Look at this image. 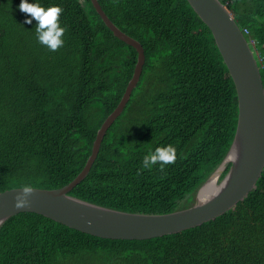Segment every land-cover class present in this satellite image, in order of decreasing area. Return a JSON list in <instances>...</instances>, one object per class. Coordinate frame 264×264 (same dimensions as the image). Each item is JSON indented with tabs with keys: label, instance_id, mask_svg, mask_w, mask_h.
Returning <instances> with one entry per match:
<instances>
[{
	"label": "trees",
	"instance_id": "1",
	"mask_svg": "<svg viewBox=\"0 0 264 264\" xmlns=\"http://www.w3.org/2000/svg\"><path fill=\"white\" fill-rule=\"evenodd\" d=\"M143 48L140 79L106 132L87 176L69 195L122 212L162 215L190 207L234 137L237 95L212 33L186 0H97ZM256 58L264 88V0H220ZM31 2V0H30ZM59 5L64 45L39 43L20 0H0V193L69 184L120 102L136 50L114 37L90 0ZM172 144L163 171L142 159ZM228 169L221 175H226ZM0 264H264V168L256 188L225 214L176 234L107 240L33 213L0 227Z\"/></svg>",
	"mask_w": 264,
	"mask_h": 264
},
{
	"label": "water",
	"instance_id": "2",
	"mask_svg": "<svg viewBox=\"0 0 264 264\" xmlns=\"http://www.w3.org/2000/svg\"><path fill=\"white\" fill-rule=\"evenodd\" d=\"M186 1L211 31L233 80L238 105L232 143L222 162L197 190L194 203L171 213L147 215L104 208L69 195L89 173L106 132L124 110L137 85L145 61L140 43L121 32L108 19L97 0H90L113 36L136 50L138 55L133 75L117 107L98 129L90 156L76 178L55 190L32 188L28 195L29 203L24 207H16L14 199L22 188L0 193V227L12 216L33 213L97 238L143 241L176 234L214 220L242 202L256 188L264 168V88L256 58L220 0ZM211 182L216 184L215 191L200 198V190Z\"/></svg>",
	"mask_w": 264,
	"mask_h": 264
},
{
	"label": "clouds",
	"instance_id": "3",
	"mask_svg": "<svg viewBox=\"0 0 264 264\" xmlns=\"http://www.w3.org/2000/svg\"><path fill=\"white\" fill-rule=\"evenodd\" d=\"M18 7L21 12L30 14L25 16L24 23L32 24L33 19L36 21L37 40L40 44L46 46L51 51H56L64 45L63 37L66 27L61 26L59 19L60 14L63 12L62 7L59 5L45 7L39 0H31V2L30 0H20ZM242 33L245 34L243 31ZM248 44L254 46L252 41L248 42ZM175 158L176 148L172 144L158 146L143 156L142 169L151 170L154 165L159 164L160 170L163 171L166 165L172 164L175 161ZM32 191L31 185L25 184L14 198L15 206H26L29 203L28 195Z\"/></svg>",
	"mask_w": 264,
	"mask_h": 264
},
{
	"label": "bare ground",
	"instance_id": "4",
	"mask_svg": "<svg viewBox=\"0 0 264 264\" xmlns=\"http://www.w3.org/2000/svg\"><path fill=\"white\" fill-rule=\"evenodd\" d=\"M216 189V184H214L213 182L207 184L205 187H203L200 192L199 195L200 198L207 196L209 194H211L212 192H214Z\"/></svg>",
	"mask_w": 264,
	"mask_h": 264
},
{
	"label": "built area",
	"instance_id": "5",
	"mask_svg": "<svg viewBox=\"0 0 264 264\" xmlns=\"http://www.w3.org/2000/svg\"><path fill=\"white\" fill-rule=\"evenodd\" d=\"M243 32L245 33V34H247L248 32H247V30H243Z\"/></svg>",
	"mask_w": 264,
	"mask_h": 264
},
{
	"label": "rangeland",
	"instance_id": "6",
	"mask_svg": "<svg viewBox=\"0 0 264 264\" xmlns=\"http://www.w3.org/2000/svg\"><path fill=\"white\" fill-rule=\"evenodd\" d=\"M195 199V198H194ZM194 203V202H193Z\"/></svg>",
	"mask_w": 264,
	"mask_h": 264
}]
</instances>
